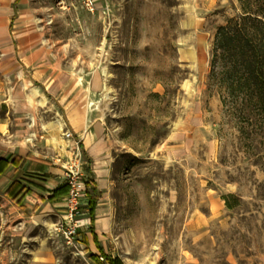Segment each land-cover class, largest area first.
<instances>
[{
	"label": "rangeland",
	"instance_id": "1",
	"mask_svg": "<svg viewBox=\"0 0 264 264\" xmlns=\"http://www.w3.org/2000/svg\"><path fill=\"white\" fill-rule=\"evenodd\" d=\"M93 2L0 0V120L9 94L31 102L29 57L43 52L71 77L68 100L83 94L75 115L105 123L110 255L123 264H264V136L240 134L209 86L217 30L241 14L238 0ZM33 111L36 123L48 116ZM76 150L56 161L64 173ZM17 216L0 188V264H100V252L69 244L59 222Z\"/></svg>",
	"mask_w": 264,
	"mask_h": 264
},
{
	"label": "crops",
	"instance_id": "2",
	"mask_svg": "<svg viewBox=\"0 0 264 264\" xmlns=\"http://www.w3.org/2000/svg\"><path fill=\"white\" fill-rule=\"evenodd\" d=\"M41 53L35 51L29 57V64L33 66L30 83L33 85L35 81L38 86L27 92L31 102H23L20 94H9V108L0 120V188L18 218L26 222L35 219L36 224L41 225L47 222L48 227L60 222L66 207L67 185L63 169L56 161L76 150L78 144L86 160L83 168L92 183L87 189L90 197L97 200L93 221L89 211L86 214L88 217L85 215L83 218L88 225L81 230L82 241L86 247L100 252L99 244L110 255L103 244V239L108 237L113 226V208L108 198L112 183L108 159L110 145L105 134V123L101 118L82 113L75 115L78 103L82 102L78 96L80 90L68 100L74 88V85L70 86L71 77L68 79L64 68L55 67ZM34 63H42V66H35ZM25 75L22 70L17 77L18 85L23 89L27 86ZM68 86L71 87L69 90ZM65 100L76 104L64 105ZM57 105L60 110L56 109ZM35 108L48 114L44 121L41 122L39 118V123H36ZM66 130L72 133L73 138H65ZM92 187L100 192L98 197Z\"/></svg>",
	"mask_w": 264,
	"mask_h": 264
},
{
	"label": "trees",
	"instance_id": "3",
	"mask_svg": "<svg viewBox=\"0 0 264 264\" xmlns=\"http://www.w3.org/2000/svg\"><path fill=\"white\" fill-rule=\"evenodd\" d=\"M239 16L221 25L211 51L209 86H218L222 106L236 121L240 134L249 138L264 136V0H238ZM90 180L86 186H91ZM96 197L100 195L92 187ZM89 195L91 220L97 200ZM228 207H234L230 201ZM93 230V225H92ZM97 242V236H95ZM100 264H123L118 257L104 252Z\"/></svg>",
	"mask_w": 264,
	"mask_h": 264
},
{
	"label": "built area",
	"instance_id": "4",
	"mask_svg": "<svg viewBox=\"0 0 264 264\" xmlns=\"http://www.w3.org/2000/svg\"><path fill=\"white\" fill-rule=\"evenodd\" d=\"M86 7L93 9V0H85ZM65 136L68 139L72 138L70 131L65 132ZM77 165H72L64 173V179L67 184V196L65 199L66 214L59 222L57 231L62 233L68 240L69 244H75V240L82 239L81 230L88 223L78 217L88 214L89 198L87 195V186L85 181V175L82 173L83 153L80 150L75 151ZM82 200V201H80ZM83 210V211H82ZM85 210V211H84ZM103 260V258H101Z\"/></svg>",
	"mask_w": 264,
	"mask_h": 264
},
{
	"label": "bare ground",
	"instance_id": "5",
	"mask_svg": "<svg viewBox=\"0 0 264 264\" xmlns=\"http://www.w3.org/2000/svg\"><path fill=\"white\" fill-rule=\"evenodd\" d=\"M42 224H43V225H48V223H47V222H43Z\"/></svg>",
	"mask_w": 264,
	"mask_h": 264
}]
</instances>
